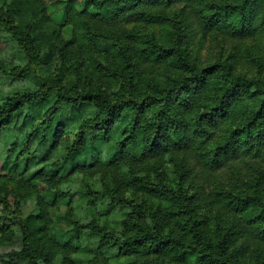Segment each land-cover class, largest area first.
I'll list each match as a JSON object with an SVG mask.
<instances>
[{"label": "trees", "instance_id": "16d2710c", "mask_svg": "<svg viewBox=\"0 0 264 264\" xmlns=\"http://www.w3.org/2000/svg\"><path fill=\"white\" fill-rule=\"evenodd\" d=\"M60 3L50 0L55 9L63 6L73 29L60 49L45 42L44 7L36 0L0 7V31L28 60L10 71L0 63V71L39 80L35 90L0 103V141L21 117L45 107L43 121L2 168L8 174L0 175V204L8 215H0V246L11 244L18 230L21 248L10 258L28 264H79L85 258L73 255L87 236L97 246L84 250L94 253L86 264H105L113 250L170 264H264V79L236 75L240 44L264 36V28L247 23L252 14L264 19V0ZM178 4L185 19L175 26L172 47L140 33L142 26L171 22L164 13ZM194 26L233 42L234 61L201 68L189 60L181 34ZM67 55L72 64L57 68ZM77 101L89 104L77 107ZM209 101L211 115L201 112ZM92 107L99 109L95 122L82 123ZM65 111L79 131L58 157L53 124ZM96 179L107 185L97 187ZM76 180L92 208L105 203L111 215L123 213L121 231L101 224L89 206L85 221L67 212L73 234L54 235L52 209L70 196L60 188ZM32 198L37 214L24 217L21 202Z\"/></svg>", "mask_w": 264, "mask_h": 264}, {"label": "rangeland", "instance_id": "374dc122", "mask_svg": "<svg viewBox=\"0 0 264 264\" xmlns=\"http://www.w3.org/2000/svg\"><path fill=\"white\" fill-rule=\"evenodd\" d=\"M17 0H0V7L4 3H13ZM39 6L44 7V27L46 34L44 39L46 44L54 45L58 49L65 46L71 39L73 29L70 26H66V15L63 13V6L59 9L53 7L54 4H50V0H36ZM60 3V0H57ZM78 7V6H77ZM183 7L182 4H178L172 7L164 13L166 17L172 19L171 22L167 24H152L142 26L139 31L142 34L149 35L156 39L157 43L165 45L167 47H172L173 43L176 42L175 37V26L184 21L185 16H180V10ZM189 13V11H188ZM181 44L187 48V53L185 54L189 60H195L197 65L201 68H207L216 63H223L227 61H234L232 58V48L234 46L233 42H226V38L220 36L217 32H209L208 34H203L198 31L196 27H192L187 33L181 34ZM45 44V45H46ZM237 55H240L239 61L236 62V75L243 77L245 74L253 78H263L264 79V36H260L255 42L252 40L244 41L238 47ZM190 56V57H189ZM57 57L60 55L57 53ZM57 68L67 66L72 64L71 55H67V59L59 61ZM0 63H2L8 71L12 68L22 69L28 63L27 57L13 39L5 32L0 31ZM45 69V67H43ZM159 72V69L156 70ZM20 80L15 77L9 76L6 73L0 71V103L4 100L6 96H11L17 92L31 91L35 90L39 85V80L36 75ZM69 76H72V72H68ZM45 107L35 108L32 112L27 113L24 117H21L16 124L6 130L1 137L0 141V175H7L8 172L2 170L4 166L10 167L13 161L11 150L15 145H19L21 139H25L26 135L32 131L34 125L41 123L43 121V113ZM89 113V111H87ZM53 128L56 131V139H60V144L62 146L58 157L64 154V147L70 146L75 139H77V134L79 131V123L73 119L70 112L65 111L63 115L58 117L53 124ZM169 167L173 168V165ZM94 185L97 187L106 186L107 183L102 180H93ZM82 183L80 181H74L71 185H64L60 188L65 196L62 198L61 203L57 208L52 209V213L55 215V230L54 235L58 239L62 238V235L73 234V227L70 224V219H64L67 216V212L74 213L78 215L81 220H86V212L89 209V204L86 203L81 195ZM72 195V196H71ZM131 193H127V197H130ZM14 201L12 200V203ZM14 204V203H13ZM81 207L83 210H81ZM92 208V206H90ZM21 212L24 217L30 214H37V205L35 198L22 201L21 202ZM81 210V211H80ZM94 210L96 218L101 224L109 225L110 227H115L119 231L120 222L124 218L122 212H116V215H111L107 211V206L104 203H96V207L92 208ZM0 215H8L5 212L2 205L0 204ZM65 239H63V242ZM22 237L18 230L13 233V241L9 245L0 246V264H28L27 262H15L10 258V253L18 251L21 248ZM97 246V241L92 239V237L87 236L84 240L83 249L77 250L73 255L77 260L85 258L79 264H86V259L92 256V252H84L87 247L91 250ZM105 264H170L168 259L158 258L156 256L146 257L143 254H127L125 256L120 255L117 251L105 253ZM56 264H63L58 261Z\"/></svg>", "mask_w": 264, "mask_h": 264}, {"label": "clouds", "instance_id": "9594fccd", "mask_svg": "<svg viewBox=\"0 0 264 264\" xmlns=\"http://www.w3.org/2000/svg\"><path fill=\"white\" fill-rule=\"evenodd\" d=\"M264 15V14H262ZM247 23L251 26V27H254V28H264V19H261L260 17L257 16V14H252L251 16L248 17L247 19ZM213 101H209L208 102V106L207 107H204V108H201V112L203 111H207L209 113V115L212 114V111H211V105H212ZM81 104L83 105H88L89 102L88 101H77L76 102V106L77 107H80ZM99 112V109L95 108V107H92L91 110L89 111V113H87L86 117H85V121H81L82 123L83 122H86L88 117H92V121L91 122H95V114ZM85 131H87V128L85 129ZM152 132H154V129L152 130H149V131H146L145 132V135H149L151 134ZM224 238L221 237V240H223ZM239 243V242H238Z\"/></svg>", "mask_w": 264, "mask_h": 264}]
</instances>
